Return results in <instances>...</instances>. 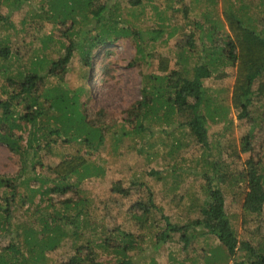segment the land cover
Segmentation results:
<instances>
[{
	"label": "rangeland",
	"instance_id": "obj_1",
	"mask_svg": "<svg viewBox=\"0 0 264 264\" xmlns=\"http://www.w3.org/2000/svg\"><path fill=\"white\" fill-rule=\"evenodd\" d=\"M11 1H0V13L8 16L9 22L0 26V38L6 39L7 46L16 54L10 62L13 70L18 65L28 68L30 61L35 59L36 55L38 57L46 55L52 61L62 58L64 48L60 43L62 42L65 46L69 45L70 41L62 31L63 29H59L57 22L46 17L47 14L44 13L48 11L46 1L22 0L18 4H13ZM108 1L113 2V0H94L96 4ZM120 1L125 6L130 0ZM142 1L157 5L164 2V0ZM215 1L216 4H214ZM174 6L187 7V11L185 15H179L180 12L172 13L165 21L167 26L162 38L166 42L158 40L152 43L144 35L141 38L144 40L140 39L142 48L147 54L161 53L170 59L169 69L172 72L181 65L176 60V52L179 46L186 41L187 32L193 33L194 43L197 46L202 41L199 37L200 31L196 29L199 27L195 23L193 26V22L202 20L205 12L209 15L212 12L211 20H217L222 25V29L227 30L222 11L242 8L246 16L241 18L247 27L257 31L263 28V24L260 25L258 21L253 22L249 18L259 17V20H263L264 0H181V3ZM140 17L141 21L135 24L137 29L143 31L144 26L150 24L145 19L146 15ZM142 20L147 25H143ZM188 21H190L189 25ZM169 32H173V35L168 39ZM73 36L77 41L78 37ZM44 37L47 39L46 48L42 43ZM136 39L134 38L135 42ZM203 42H206L205 38ZM106 44L94 47L82 55L79 49L75 48L66 70L55 77L47 75L45 82L46 86L58 83L69 90H75L76 100L80 105L79 110L85 112L83 109L86 108V115L91 123L102 120L103 129L106 130L103 132L104 139L100 146L89 149L79 144L78 140L70 139V135L54 134L46 139L48 143H44V148L38 151L37 160L39 159L40 163L37 162V164L39 166L32 168L31 157H29L27 166L24 167L23 172H20L19 156L0 142V175L15 177L16 191L25 195L24 199L27 200L30 199V189L20 182L21 179H30V186H33L32 183L35 182L31 181L32 178L45 179V182L39 181L37 184L40 191L48 189L45 188L47 186L52 187L56 177L52 168L61 157L73 155L77 146H82V154H85L87 160L97 167V172L84 179L70 176L67 181L72 182L76 189L80 188V196L86 197V200H81L75 206L73 204L62 205L61 202H64L62 199L68 197L67 195L51 192L40 194L37 191L31 196L34 205L27 201L28 203L24 206L21 205V201L15 200L7 189L5 192L9 199L6 205L8 215L5 218L3 229H0V252L5 250L4 248L9 244L22 241L24 231L30 228L36 229L39 233L37 236H42L39 231L41 222H36V219L56 216L55 221L49 219V223L52 226L59 224L67 235H62L58 246L46 252L45 256L49 260L41 264H64L68 261L66 254L74 248L73 243L80 242V236L77 234L81 233L73 232L75 228H82L85 218L98 229L103 227L111 231L119 227L133 234L141 233V238L137 242L138 245L140 244L139 248L130 253L132 264H220L216 261L218 253L221 254L220 251H222L227 254V251L219 240L213 234L205 232L201 225L190 231L187 244L181 239L180 233L171 234L165 228L167 219L170 224L180 226L186 221L200 219L202 204L205 202L209 204L206 191L209 178L206 180L203 169L192 167L194 165L192 163L198 162L194 159H200L206 151L195 141L189 130H182L179 123L183 122V118L174 116L168 126L164 123L155 124L156 126L152 127L154 131L164 132L156 133L154 137L145 135L142 144L136 145L137 148L131 147L128 137L116 140L111 136L115 130L119 131L127 111L140 99L143 74L156 73L157 60L156 56L148 55L145 59L137 61L140 54L136 53V45L130 39L118 38ZM40 73L45 74L46 70H40ZM215 74L219 75L215 76ZM234 77L235 68L227 66L224 68V73L219 71L212 77L202 79L203 86L207 89L206 93L213 103L210 107L219 108L216 110L219 112L218 116L215 114L214 119L207 117L205 124L210 152L208 158L219 161L225 167H223L226 174L224 177L228 175L235 177L240 170L249 167L246 163L249 154L242 152L235 154L233 145L240 149L239 141L250 134L254 154L260 155L264 167V135L259 128L262 122L259 118L262 117L261 112L264 110V99L254 100L249 106V115L238 118V110L232 108L230 102ZM4 89L6 93L3 92ZM8 91L9 88L0 76V98H6ZM83 102H87V105H84L85 108ZM65 105L74 110L70 103ZM23 107L17 108L18 114L27 112ZM224 108L227 110V120H230L228 123L227 120L221 118V109ZM98 109H105L108 112L106 119H98L92 115ZM200 110L205 112L206 108L202 106ZM69 118L74 122L78 120L75 115H69ZM19 123L23 129L17 128L13 132L25 139L28 137L30 124ZM38 125L39 129L44 128V117ZM49 126L55 127L56 124L51 122ZM262 127L264 128V123ZM128 128H130L129 125ZM168 132L172 135H168ZM173 137L179 138L183 146L176 150V155L171 154L172 157H167L166 153L169 154V144ZM22 144H25V141ZM175 165L177 166L176 171L173 169ZM158 172L160 173L158 176H153ZM170 172H175L177 177H171ZM208 172L209 176H212L209 168ZM219 173L223 174L221 170ZM161 176L166 177L155 180ZM220 181L215 176L211 183L215 188H221ZM221 189L225 212L237 236L247 238L246 241L249 244L256 245V240L264 238V213L247 214L242 210L246 192L244 184L234 183L233 186H222ZM148 190L151 191L150 196L156 206V212L153 210L155 219L151 217L141 222L133 213L140 214L138 203L148 200ZM49 198H52L50 201L53 206L49 204ZM36 203L40 206L39 208L35 206ZM77 211L83 213L76 216ZM163 232L165 233L164 238H160ZM48 235H52V232H48ZM88 235L90 236L89 233ZM84 237L87 238L86 235ZM93 240L98 242L97 236ZM218 248L219 250H215ZM110 258L111 255L106 256L105 254H101L100 257L101 260Z\"/></svg>",
	"mask_w": 264,
	"mask_h": 264
},
{
	"label": "trees",
	"instance_id": "obj_2",
	"mask_svg": "<svg viewBox=\"0 0 264 264\" xmlns=\"http://www.w3.org/2000/svg\"><path fill=\"white\" fill-rule=\"evenodd\" d=\"M20 1L22 0H12L11 2L18 4ZM45 1L48 7V11L44 12L47 14L46 17L57 22L59 29H63L62 31L70 41V44L65 46L62 42L60 43L61 47L64 48L62 58L52 61L46 55L41 57L36 55L34 56L35 59L30 61L28 68L18 65L13 70L10 62L16 54L9 49L5 42L6 39L0 38V76L3 77L6 86L9 88L7 97L0 98V142L19 156L20 172L24 171V167L29 162V157H31L32 168L39 166L37 164V162L40 163L39 159L37 160L38 151L44 148V143H48L46 139L54 134L70 135V139L78 140L79 144L89 149L101 145L104 139L103 132L106 129H103L102 120L91 123L88 119L87 110L84 106L87 105V102H83L85 112H82L79 110L80 105L76 100L75 90H69L58 83L46 86L45 82L47 75L55 77L66 70L75 48H78L82 55L94 47L105 45L108 41H114L118 38L130 39L136 45V53L140 54L137 61L145 59L148 55L156 56V73L143 74L140 99L127 111L119 131L115 130L111 136L115 137L116 140H123L124 137H128L131 147L137 148L136 145L142 144L145 135L154 137L156 133L164 132L162 130L154 131L152 127L156 126L155 124L164 123L168 126L174 116L183 118V122L179 123L182 130H189L195 141L206 151L203 156H200V159H194L199 163H192L196 164L192 167L203 169L204 177L206 180L209 178L206 186L209 204L207 202L202 204L200 219L186 221L181 226L170 224L167 219L166 230L170 231L171 234L173 232L180 233L181 239L187 244L190 231L201 225L202 229L213 234L227 251V254L222 251H220L221 254L218 253L216 261L220 264H264V238L256 240V245H252L246 241L247 238L243 239L237 236L225 212L221 189L222 186H233L234 183L244 184L246 192L242 210L247 214L259 215L264 213V167L260 160L261 157L254 154L250 134V136L241 138L239 141L240 149L233 145L235 154L241 152L249 154L246 160L249 167L240 170L236 174L237 176L228 175L224 177L226 175L223 170L224 166L219 161L209 160L210 152L205 124L207 117L214 119L215 114L219 113L216 112L219 108L217 106L210 107V104L213 103L202 83V79L212 77L214 73L219 71L224 73L225 67L233 66L235 77L231 90V107L238 110V118L249 115L251 103L260 98L264 99V18L263 20H259V17L249 18L253 22L258 21L260 25L263 24L261 31H257L245 25V21L241 18L246 16L244 9H232L233 11L224 9L222 13L227 30H223L222 25L217 20H211L213 13L210 12L211 15H209L208 12H205L202 20L193 22V26L195 23L199 27L196 29L200 31L199 37L202 41L197 46L194 43L193 33L187 32L186 41H182L183 44L179 46L180 48L176 52V60L181 65L172 72L169 69L170 59L161 53L147 54L142 48L144 39L141 38L144 35L152 43L158 40L166 42L162 38L167 26L165 21L169 19L172 13L186 14L187 7L174 6L181 3V0H164L163 4L159 5L151 2L144 3L142 0H130L125 6L121 4L120 0L102 4H96L94 0ZM148 6H150L149 9ZM142 15H146L145 19L150 24L144 26L145 30L143 31L137 29L135 24V22L141 21L140 16ZM7 17L0 13V26L9 23ZM143 25L147 24L143 21ZM73 35L78 37L77 41ZM172 35L173 32H169L168 39ZM134 38H137L136 42ZM203 38L206 39V42H203ZM46 41L47 39L44 37L42 39L44 48H46ZM18 53L20 55V52ZM40 70H46V73L41 74ZM217 75L219 74H215V76ZM3 92L6 93L7 91L4 89ZM66 103H70L74 110L67 107ZM19 106H24L23 108L27 112L18 114L17 108ZM202 106L206 108L205 112H201ZM221 113V118L227 120V110L221 109ZM69 115H75L78 120L76 122L70 121ZM92 115L98 119H106L108 112L105 109H98ZM261 115L262 117L259 119L262 122L259 128L264 135V128L262 127L264 110ZM42 117H44L45 125L43 129H39L38 123ZM229 121L227 120V123ZM19 122L30 124L28 137L25 139L13 132L17 128L23 129ZM51 122L56 126L50 127ZM168 135L172 134L168 132ZM23 141L25 144H22ZM82 146L78 145L73 155L61 157L60 161L52 168L56 176L52 187L47 186L45 188L48 189L40 191L37 184L39 181L45 182V179L32 178L31 181H35L32 183L33 186H30V179H21L20 182L30 189V199L28 198V200L24 199L25 195L16 191L15 177L9 178L0 175V229H3L5 218L8 215V206L6 205L9 199L5 192L7 189L14 199L21 201V205L24 206L28 202L34 205L31 196L37 191L40 194L51 192L67 195L68 197L62 199L64 201L61 202L62 205L73 204L75 206L81 200H86V197L80 196V188L76 189L72 182L67 181L70 176L84 179L97 172V167L87 160L85 154H82ZM182 146L180 139L173 137L169 144V154L166 153L167 157L176 155V150ZM176 168L175 165L174 171ZM208 168L212 176H209ZM220 170L223 174L219 173ZM159 174L158 172L153 176ZM170 176L177 177L175 172H170ZM215 176L221 180V188H215L212 185L211 182ZM164 177L166 176L157 177L155 180ZM148 193V200L138 203V208L141 210L140 214L133 213L141 222L149 220L151 217L153 220L155 219L153 210L156 212V206L150 196L151 191L148 190ZM50 200L52 198H49ZM49 204L53 206L51 201ZM35 206L40 207L38 203ZM79 213L83 212L77 211L75 215L77 216ZM55 217L37 218L36 222H41L39 231L42 236H37L39 233L33 228L24 231L22 241L11 243L0 252V264H41L48 262L49 258L45 256L46 252L58 246L62 235H67L59 224L52 226L49 223V219L55 221ZM75 229L73 233H81L77 234L80 236V242L73 243L74 248L68 251L69 254H66L68 261L64 264H132L130 253L139 248L140 244L138 245L137 242L142 235L141 233L133 234L119 227L111 231H107L103 227L98 229L93 223L87 222L86 218L82 228ZM48 232H52V235H48ZM85 235L87 238L84 237ZM160 235V238H164L165 233ZM96 236L98 242L93 240ZM33 248L34 250H31ZM215 250H219V248ZM101 254L111 255V258L101 260Z\"/></svg>",
	"mask_w": 264,
	"mask_h": 264
}]
</instances>
